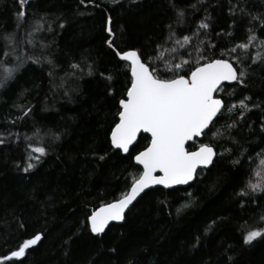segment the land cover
<instances>
[{
    "label": "trees",
    "instance_id": "16d2710c",
    "mask_svg": "<svg viewBox=\"0 0 264 264\" xmlns=\"http://www.w3.org/2000/svg\"><path fill=\"white\" fill-rule=\"evenodd\" d=\"M177 3L183 6L196 0ZM94 5L99 7L88 5L87 0L84 5L80 0H30L27 5L25 29L33 13L46 14L53 21L60 17L66 24L63 29L54 25L53 33L43 32L38 37L45 43L53 42L48 51L61 66L56 70L58 78L64 76L68 63L81 60L82 54L98 71L77 81H66L67 89H78L70 92L71 99L63 95V89L50 91L46 65H25L14 82L0 89V132L21 134L19 141L11 137L0 145V255L40 233L42 239L37 245L14 264H224L227 249L234 264H264V239L251 245L242 242V229L264 228V224L257 223L254 213L258 214V210L251 201L242 209L234 195L245 174L230 167L231 157L217 158L214 166L201 172L188 186L145 191L126 212L122 223L110 224L99 236L91 234L82 223L92 208L111 202L130 185V174L141 170L132 157L149 142L146 134H140L128 154L110 149L108 134L117 119L118 101L126 92L130 74L105 43L108 17L112 19L115 47L139 48L145 57L152 54L154 45L166 34L165 25L174 19L168 0H137L135 5H130L129 0H119L118 4L94 0ZM249 7L260 10L264 0H250ZM205 9L212 16L211 38L219 43L216 55L221 48L231 47L224 36L217 41L215 33L221 29L235 34L233 43L245 38L247 20H238L229 27L232 17L227 12V0H204L198 11L190 12L184 28L178 29L181 36L195 28ZM18 10L15 0H0V33L13 31L14 11ZM180 52L187 58L183 49ZM254 71L256 75L248 79L247 87L239 88L232 82L238 94L229 103L244 95H249L252 103L264 101V70L257 67ZM100 72L111 73L113 81L102 78ZM109 88L114 95L108 94ZM21 92L26 99L19 96ZM14 104L32 108L31 115L15 125L6 122L19 116ZM261 115V109H253L247 121L231 133L245 148L251 147L249 155L259 151L256 145L264 147L260 144ZM226 121L227 117L221 116L216 127ZM248 123L252 124L251 129L246 126ZM36 129L59 132L60 139L53 142L47 136L32 137ZM24 134L32 137L33 144L48 148V154L28 173L22 171L27 158ZM208 142L209 138L202 136L186 147L193 150ZM221 146L238 150L226 138L216 142L218 153ZM105 153L110 154L99 160L98 156ZM188 192L194 194L192 204L177 214L176 209L185 202ZM164 200L168 201L167 206L159 203ZM259 202L264 207V195ZM214 220L215 225L205 233ZM197 237L199 243L194 248Z\"/></svg>",
    "mask_w": 264,
    "mask_h": 264
},
{
    "label": "snow or ice",
    "instance_id": "6c2138e0",
    "mask_svg": "<svg viewBox=\"0 0 264 264\" xmlns=\"http://www.w3.org/2000/svg\"><path fill=\"white\" fill-rule=\"evenodd\" d=\"M15 2L19 5V10L14 11L16 26L12 32L0 33V89L14 82L25 65H46L49 69L50 91L55 93L63 89V95L71 99L70 92L78 89H67L66 81H77L83 75H94L98 69L82 54L81 60H71L64 69V76L58 78L56 70L61 66L48 51L53 42L45 43L38 37L43 32L53 33L54 25L60 29L65 28V22L60 17L53 21L46 14L33 13L32 20L25 29L30 0ZM112 3L118 4L119 0H112ZM129 3L135 5L137 0H129ZM203 3L204 0H196V3L181 6L177 0H168L174 19L165 25V36L154 45L152 54L147 57L139 48L128 47L121 50L115 47L112 19L111 16L108 17L105 27L108 39L105 43L130 74V83L118 101V111L115 114L117 119L108 134L110 149L128 154L130 146L141 131L149 133L151 139L147 147L132 157L135 165L142 167V170L130 174V185L111 202H101L99 207L92 208L82 222L95 236L104 233L110 221H124L126 210H130L133 202L146 190L152 189V186L162 185L165 189H172L175 185H190L201 172L214 166L217 158L228 157H231L228 161L230 167L245 174L241 186L234 192L240 207H248V202L251 201L252 207L258 210V214L254 213L257 223L264 224V207L259 202L260 196L264 195V147L256 145L259 151L249 155L251 147L245 148L231 134L242 121H247V116L253 109H261L260 144H264V101L252 103L251 97L244 95L238 101L229 103L238 94L232 82L239 88L247 87L248 79L256 75L254 69L258 67L264 70V36H261L264 33V7L254 11L249 7L250 0H227V12L232 17L229 27H234L238 20H247L245 38L233 43L235 34L225 33L221 29L215 33L217 41L224 36L231 47L221 48L219 55H216L215 49L219 47V43L211 38L212 16L207 9L194 29L182 36L178 31L187 24L190 12L198 11ZM80 4L84 5L85 0H80ZM87 4L99 7L94 5V0H87ZM181 49L187 53V58L181 54ZM206 51L212 54L205 55ZM186 68H190V71L185 72ZM100 76L109 82L114 79L111 73L100 72ZM223 82L229 84L226 86ZM108 94L114 95V90L109 88ZM19 96L26 99L24 92ZM13 107L18 109L19 116L6 121L8 123L15 125L17 121L26 120L31 115L30 105L14 104ZM221 116H226L227 121L217 128L216 121ZM246 126L249 129L253 127L251 123ZM44 136L54 142L60 139L61 133L52 130L41 132L40 129L32 133V137L42 139ZM202 136H207L209 142L199 144L195 151L186 149V142ZM11 137L19 141L21 134L0 132V145ZM32 137L27 134L22 137L27 149L26 164L22 169L25 173L34 169L48 154L47 146L33 144ZM222 138L238 146V150L221 146L222 151L218 153L216 142ZM109 154L100 155L98 159L103 161ZM193 195L191 192L185 194V202L177 207V214L191 206ZM159 203L168 205L167 200ZM215 223V220L212 221L205 228V233ZM20 226L23 227L22 224ZM41 239L42 234L37 233L23 240L15 250L0 255V264H14L21 260L26 256L27 250L37 245ZM199 239L196 238L194 248ZM258 239H264V228L242 229L244 245H251ZM111 251L115 252V249ZM228 251L230 249L225 250L224 264H234L233 257L227 255ZM129 264H134V261H129ZM206 264L214 262L208 261Z\"/></svg>",
    "mask_w": 264,
    "mask_h": 264
},
{
    "label": "water",
    "instance_id": "95a60500",
    "mask_svg": "<svg viewBox=\"0 0 264 264\" xmlns=\"http://www.w3.org/2000/svg\"><path fill=\"white\" fill-rule=\"evenodd\" d=\"M224 84H226V83H229V82H223ZM140 134H146L148 137H149V142H150V139H151V136H150V134L149 133H145V132H143V131H141L140 133H138L137 134V138H136V140L133 142V145L137 142V140H138V137H139V135ZM197 139H201V137H197ZM148 142V143H149ZM189 142H192V141H188V142H186V146H187V144L189 143ZM133 145H131L130 146V148L133 146ZM148 145V144H147ZM147 147V146H146ZM186 149H187V147H186ZM196 149H193V150H188V151H195ZM142 151V150H141ZM140 167V166H139ZM141 168V170H142V167H140ZM157 174H159V173H157ZM192 182H190V184H191ZM185 186H188V185H175V186H173L172 188H176V187H185ZM155 187H161V188H164L162 185H155V186H152V188H155ZM147 191V190H146ZM142 195V194H141ZM139 198V197H138ZM137 198V199H138ZM135 202V201H134ZM134 202H133V204H134ZM132 206V205H131ZM130 206V207H131ZM128 210H126V212H127ZM120 223H122V221H120V222H117V221H110L109 222V224L106 226V228L110 225V224H120ZM105 228V229H106Z\"/></svg>",
    "mask_w": 264,
    "mask_h": 264
}]
</instances>
